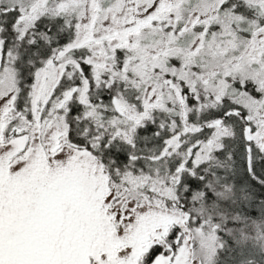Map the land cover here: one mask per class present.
Instances as JSON below:
<instances>
[{
	"label": "snow or ice",
	"instance_id": "1",
	"mask_svg": "<svg viewBox=\"0 0 264 264\" xmlns=\"http://www.w3.org/2000/svg\"><path fill=\"white\" fill-rule=\"evenodd\" d=\"M0 264H264V0H0Z\"/></svg>",
	"mask_w": 264,
	"mask_h": 264
}]
</instances>
